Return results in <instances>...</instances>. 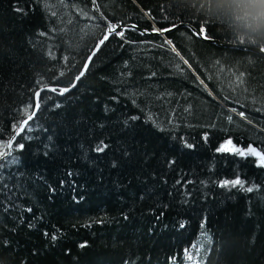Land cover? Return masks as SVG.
I'll return each instance as SVG.
<instances>
[{
  "label": "trees",
  "instance_id": "1",
  "mask_svg": "<svg viewBox=\"0 0 264 264\" xmlns=\"http://www.w3.org/2000/svg\"><path fill=\"white\" fill-rule=\"evenodd\" d=\"M108 22L175 29L112 34L75 81ZM207 39L264 49L220 0H0V143L76 82L0 168V264H264V167L218 151L264 150V55Z\"/></svg>",
  "mask_w": 264,
  "mask_h": 264
},
{
  "label": "snow or ice",
  "instance_id": "2",
  "mask_svg": "<svg viewBox=\"0 0 264 264\" xmlns=\"http://www.w3.org/2000/svg\"><path fill=\"white\" fill-rule=\"evenodd\" d=\"M93 4H96V0H92ZM98 10V9H97ZM120 27L119 25L116 24H112L111 22H108L106 24V29L103 33V35L99 38L95 49L92 51L91 55L88 57V62H86L83 66V70L79 73V75H77L75 77V81H79L81 79V77L84 75V71L87 70L88 67V63L91 62L92 56L95 55L96 51L99 50V48L109 39V36L112 34H115L116 36L120 37L121 39L124 38V32L125 29L121 28L120 31H117V28ZM169 29H164L163 31H168ZM154 32L160 33L161 30L160 29H153ZM203 29H201V33H203ZM144 34V33H141ZM166 43H168L169 45H171V41H166ZM172 51L175 52L176 56H178L180 58V60L183 61V63L185 65H188L189 67H191V65H189L188 60L184 59L183 56L180 55L179 52L176 51L175 47H172ZM261 52H264V50H261ZM73 82L69 87H62L57 89L56 87H51L48 89H41L40 91H51V92H58V94L63 95L65 92L70 91L71 88L76 87V82ZM201 83H203V81H201ZM40 91H36L34 93V104L29 105V108L32 109L31 113H25V116L22 120H20L18 125H13L14 128V134L13 136L6 142V143H0V168L5 167V165H11L16 163V158L14 156H12V151H13V145L15 142V137L18 136L20 133L24 132L26 130V128L29 127V122L34 118V114L36 111L39 110L41 104H40ZM233 113H236L240 119L244 120L246 119L245 113L243 111H237L236 108L232 109ZM227 119L229 121H232L233 117L230 115L227 117ZM248 123H251V121H248ZM24 145L21 144H16L15 148L16 150H23ZM106 145L101 144L100 146L97 147V151H104V149L106 148ZM218 151H229V152H234L235 154L239 155V156H254L256 157V159L259 161V166L264 167V150H257V148L252 147V146H246L245 148H240L237 147L235 145H233L232 140L229 139L226 141V143L224 145H222ZM240 186L243 190L247 191V192H251L253 191L252 187H244V183L243 181H241L240 179H235L232 181L229 180H225L223 181L221 186ZM181 227H183V225H181ZM85 245H81V247H83ZM189 259H192V257H189Z\"/></svg>",
  "mask_w": 264,
  "mask_h": 264
},
{
  "label": "clouds",
  "instance_id": "3",
  "mask_svg": "<svg viewBox=\"0 0 264 264\" xmlns=\"http://www.w3.org/2000/svg\"><path fill=\"white\" fill-rule=\"evenodd\" d=\"M220 4L243 21L247 31L264 36V0H220Z\"/></svg>",
  "mask_w": 264,
  "mask_h": 264
},
{
  "label": "water",
  "instance_id": "4",
  "mask_svg": "<svg viewBox=\"0 0 264 264\" xmlns=\"http://www.w3.org/2000/svg\"><path fill=\"white\" fill-rule=\"evenodd\" d=\"M182 26V25H181ZM121 28H124L125 30L126 29H134V30H136V31H138V32H140V33H144V35H148V34H162V35H166V34H168V33H170L171 31H173L174 29H175V27L174 28H172V29H169L168 31H163V32H160V33H157V32H152V31H148V30H145V29H141V28H138L137 26H134V25H128V26H120V27H118L117 28V31H120V29ZM191 30H192V32H193V34L196 36V37H198V38H200V39H203V40H205L206 39V37L205 36H203L201 33H199L195 28H191ZM111 36V35H110ZM109 36V37H110ZM207 41H209L210 43H213V44H215V45H217V46H220V47H227V48H232V49H238V50H242V51H251V52H254V53H258V54H261V55H264V52H261V50H264L263 48H256V47H250V46H244V45H236V44H228V43H223V42H220V41H217V40H211V39H207ZM97 52V51H96ZM96 54V53H95ZM93 57L94 56H92V59H93ZM92 59H91V61H92ZM88 62V61H87ZM91 63V62H90ZM90 63H88V67H89V65H90ZM88 67H87V69H88ZM87 71V70H86ZM86 71H84V73L86 72ZM48 89V88H47ZM41 92L42 91H40V95H41ZM36 113H37V111L35 112V114H34V116L36 115ZM21 134V133H20ZM20 134L18 135V136H16L15 137V142H16V140H17V138L20 136ZM14 142V143H15Z\"/></svg>",
  "mask_w": 264,
  "mask_h": 264
},
{
  "label": "rangeland",
  "instance_id": "5",
  "mask_svg": "<svg viewBox=\"0 0 264 264\" xmlns=\"http://www.w3.org/2000/svg\"><path fill=\"white\" fill-rule=\"evenodd\" d=\"M123 26V25H122Z\"/></svg>",
  "mask_w": 264,
  "mask_h": 264
}]
</instances>
